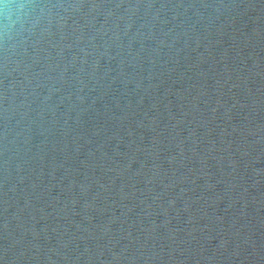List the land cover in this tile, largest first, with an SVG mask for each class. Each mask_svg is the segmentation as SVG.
Wrapping results in <instances>:
<instances>
[{
    "label": "water",
    "instance_id": "obj_1",
    "mask_svg": "<svg viewBox=\"0 0 264 264\" xmlns=\"http://www.w3.org/2000/svg\"><path fill=\"white\" fill-rule=\"evenodd\" d=\"M0 264H264V0H0Z\"/></svg>",
    "mask_w": 264,
    "mask_h": 264
}]
</instances>
